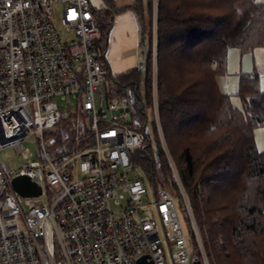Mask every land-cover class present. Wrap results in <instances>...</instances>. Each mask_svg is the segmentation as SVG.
Listing matches in <instances>:
<instances>
[{
    "label": "built area",
    "instance_id": "2783aa9c",
    "mask_svg": "<svg viewBox=\"0 0 264 264\" xmlns=\"http://www.w3.org/2000/svg\"><path fill=\"white\" fill-rule=\"evenodd\" d=\"M99 9L91 0H0V148L13 145L25 157L23 141L39 148L16 172L0 160V264H208L175 195L129 176L144 134L127 99L104 90ZM75 115L89 121L78 145L47 136ZM17 175L40 193H17Z\"/></svg>",
    "mask_w": 264,
    "mask_h": 264
},
{
    "label": "trees",
    "instance_id": "16d2710c",
    "mask_svg": "<svg viewBox=\"0 0 264 264\" xmlns=\"http://www.w3.org/2000/svg\"><path fill=\"white\" fill-rule=\"evenodd\" d=\"M105 1L110 7L98 15L102 49L118 10L112 0ZM153 2L132 4L148 41L143 71L107 76L129 102L135 126L144 134L132 163L142 168L141 179L148 184L175 190L184 223L192 238L190 219L194 224L208 264H264V150L254 140V128L264 125V92L255 74L242 72L236 91L241 105L236 106L217 82L226 72L230 47L240 53L264 47V0H155L154 80ZM154 100L166 152L154 118L148 122ZM66 122L63 143L75 147L72 135L79 122L76 115Z\"/></svg>",
    "mask_w": 264,
    "mask_h": 264
},
{
    "label": "rangeland",
    "instance_id": "374dc122",
    "mask_svg": "<svg viewBox=\"0 0 264 264\" xmlns=\"http://www.w3.org/2000/svg\"><path fill=\"white\" fill-rule=\"evenodd\" d=\"M94 3L93 4L95 5V7H98V8H99V6H98L99 4H101V6L104 5L105 7H108L105 0H96V2H94ZM155 9L156 8H155V0H154L153 6H152V41H151L152 42L151 43L152 59H153L152 60V79L153 80L155 77V66H154L155 65V60H154L155 59V23H156V19H155L156 11H155ZM54 12H55L54 17H55L56 28L58 29V31L61 34L65 35L66 30L59 23V8H58V6H55ZM144 30H146V29H144ZM143 63L144 62L142 60L140 66H139L142 71L144 69ZM242 72L255 74L257 77V80L259 82V88H260V90H262L264 92V47H255L254 49L243 52V53H240L238 51V49L235 47H230L228 50V60H227V65H226V72L224 75L217 76V82H218L219 89H221L222 92L228 94L231 98V101L236 106L241 105L239 98L236 95V91H237V84H238V80H239V74L238 73H242ZM110 83L111 82L103 83V87H104L105 91H108L109 87H110V89L115 90L114 85H112L113 83H111V84ZM123 90L125 91L126 95H128L130 93L129 87L124 88ZM133 115L134 114L132 113V118L136 120V118ZM76 118H77V121L79 122V124H78L77 132L75 131L76 134L74 133L75 135L74 134L72 135V136H74L73 138L75 139L73 145H78L79 144L78 140L80 139V137H83L82 124H83V126L86 127V130H87V127L89 126L88 118L84 117V122L81 121L83 119L81 116H76ZM152 118H154L157 133L159 136L160 124L158 122L157 113L155 116L153 108H152V112L149 111V121H148L149 123L151 122L150 120H152ZM65 127H68V123L66 121H63L60 124H58L54 129L50 130L48 132L47 136L53 138L55 140V142L59 145H61V144L66 145L63 143L64 141L62 139V134H64V132H65V129H64ZM160 132H161V130H160ZM149 134L152 137L151 132H149ZM254 140H255V144H256L257 149L258 150H264V125H259V126H256L254 128ZM159 141H160V144L162 146V149L166 152L167 148H166V145L164 143L162 136H161V138L159 136ZM150 145H151L152 153L155 154L157 147H156L154 140L151 141ZM22 146H23L24 150H27L30 153L27 157L23 156V153L17 152L13 145L7 144V145H4L3 147L0 148V160L2 162H8L9 165L11 166L13 172L18 171L21 167L29 164L30 161L38 159V155H39L38 149L39 148L35 142L30 141V140L23 141ZM170 161H171V159H170ZM129 176L141 178L142 176L144 177V173H143L142 168L140 166L133 164L131 166V168L129 169ZM176 178H177V176H176ZM162 187L167 188L173 194L175 192V190L170 185H166V186H162ZM175 199H176V197H175ZM146 209L149 210V208H146ZM185 210L189 214L187 208ZM183 214H184V212L180 211V215L182 218V222H183L185 231H186L187 235H189L192 238L191 233L188 231L189 226L187 225L188 226L187 227L184 223ZM190 228L193 231L191 219H190ZM193 239H195V236L193 237Z\"/></svg>",
    "mask_w": 264,
    "mask_h": 264
},
{
    "label": "crops",
    "instance_id": "0c3cea01",
    "mask_svg": "<svg viewBox=\"0 0 264 264\" xmlns=\"http://www.w3.org/2000/svg\"><path fill=\"white\" fill-rule=\"evenodd\" d=\"M91 2L94 3L96 0H91ZM134 2L135 0H112L111 2L118 10L113 14L105 48L102 49V60L112 75L134 68L141 70L139 66L142 60L145 66L148 50L147 35H143L140 30V16L132 8ZM140 2L143 7L144 0ZM98 6L100 9L105 7L101 4Z\"/></svg>",
    "mask_w": 264,
    "mask_h": 264
},
{
    "label": "water",
    "instance_id": "95a60500",
    "mask_svg": "<svg viewBox=\"0 0 264 264\" xmlns=\"http://www.w3.org/2000/svg\"><path fill=\"white\" fill-rule=\"evenodd\" d=\"M11 183L14 190L20 195H37L40 193V186L31 181L25 175L14 176L11 180ZM138 261L140 264H151L145 263L144 257H140Z\"/></svg>",
    "mask_w": 264,
    "mask_h": 264
}]
</instances>
